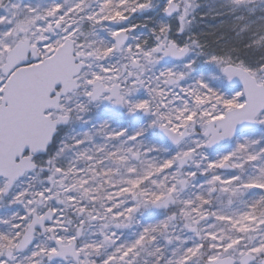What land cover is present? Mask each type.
<instances>
[{
    "label": "snow or ice",
    "instance_id": "6c2138e0",
    "mask_svg": "<svg viewBox=\"0 0 264 264\" xmlns=\"http://www.w3.org/2000/svg\"><path fill=\"white\" fill-rule=\"evenodd\" d=\"M0 264H264V0H0Z\"/></svg>",
    "mask_w": 264,
    "mask_h": 264
}]
</instances>
